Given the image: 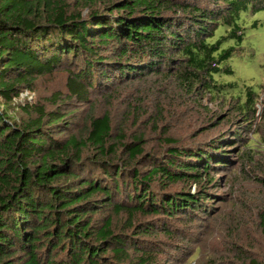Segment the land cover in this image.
<instances>
[{
  "label": "trees",
  "instance_id": "16d2710c",
  "mask_svg": "<svg viewBox=\"0 0 264 264\" xmlns=\"http://www.w3.org/2000/svg\"><path fill=\"white\" fill-rule=\"evenodd\" d=\"M260 11L264 0H0V100L10 104L39 78L67 74V95L52 98L54 109L26 105L19 121L0 111V264H160L155 224L136 216L163 214V224L207 212L205 192L167 187L202 180L237 144L252 166L264 154L258 92L222 82L235 74L237 49L228 44L244 41L242 17ZM152 77L155 98L171 84L180 98L234 103L241 127L191 147L168 131L156 154L145 135L115 129L111 110L73 130L71 102L116 100L125 84ZM142 100L130 104L132 115L147 116ZM151 123L161 124L154 115ZM258 214L264 232V206ZM236 258L264 264L245 250Z\"/></svg>",
  "mask_w": 264,
  "mask_h": 264
},
{
  "label": "rangeland",
  "instance_id": "374dc122",
  "mask_svg": "<svg viewBox=\"0 0 264 264\" xmlns=\"http://www.w3.org/2000/svg\"><path fill=\"white\" fill-rule=\"evenodd\" d=\"M241 27L245 32L244 41H230L228 44L237 49L229 62L235 74L222 75V82H237L240 93L252 87L258 92L256 98L260 102V111L264 107L261 104L264 102V11L244 15ZM219 32H223V29ZM156 80V77H152L125 84L120 88L116 100H104L102 95H98L92 96L88 104L71 102L69 109L77 112L74 118L71 117L72 121H77L73 130H83L84 122L91 114L99 115L111 110L115 129L127 130V135H145L147 151L156 154L164 149L165 136L160 138V134L168 131L170 137L176 140V145L191 147L216 143L241 127L242 122L235 115L234 103L230 106L211 96L180 98L171 84H166L165 88L158 87L161 94L155 98L151 95V89ZM66 81L64 71L41 77L34 85L35 90H24L10 104L0 100V111L9 114L12 121H19L26 118L23 109L26 105L40 104L45 105L46 109H54L52 98L67 95ZM139 96L143 97L141 107L147 116H139L143 111L132 115L133 111L129 110L130 104L135 103ZM57 100L59 103L64 101L62 98ZM162 111L165 113L162 114ZM152 115L161 122L157 126L158 131L151 123ZM263 122L258 126L262 132ZM248 137L252 138L250 134ZM241 148L242 143L237 144L236 149H226L227 160L215 163L197 183L184 182L167 187L171 192H205L204 206L207 212L166 217L170 223L163 224V214L136 216L138 222L155 224V237L164 244L160 264H247V261L245 263L236 258L240 250L264 257V232L258 214L264 206V154L256 158L252 166L244 163V156L239 153Z\"/></svg>",
  "mask_w": 264,
  "mask_h": 264
}]
</instances>
